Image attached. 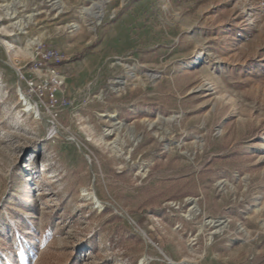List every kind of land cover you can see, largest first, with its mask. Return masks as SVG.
Segmentation results:
<instances>
[{
    "label": "rangeland",
    "instance_id": "obj_1",
    "mask_svg": "<svg viewBox=\"0 0 264 264\" xmlns=\"http://www.w3.org/2000/svg\"><path fill=\"white\" fill-rule=\"evenodd\" d=\"M0 264H264V0H0Z\"/></svg>",
    "mask_w": 264,
    "mask_h": 264
},
{
    "label": "built area",
    "instance_id": "obj_2",
    "mask_svg": "<svg viewBox=\"0 0 264 264\" xmlns=\"http://www.w3.org/2000/svg\"><path fill=\"white\" fill-rule=\"evenodd\" d=\"M41 56H40V59L43 61V63H58L60 61V58H59V55H58V52H56L55 50H45L43 51L42 53H40ZM53 73V71H52ZM55 81L53 84H56V77L54 78ZM60 85V83L58 84ZM31 88L33 87V83L31 82L30 85H29ZM53 94L51 93L50 94V100L53 101ZM139 234L144 238V240L147 239V236L145 234V232L139 230Z\"/></svg>",
    "mask_w": 264,
    "mask_h": 264
},
{
    "label": "bare ground",
    "instance_id": "obj_3",
    "mask_svg": "<svg viewBox=\"0 0 264 264\" xmlns=\"http://www.w3.org/2000/svg\"><path fill=\"white\" fill-rule=\"evenodd\" d=\"M25 105L27 106V110H28V111L32 109V107H31L28 103H25ZM34 107H35V106H34ZM35 108H36V107H35ZM36 109H37V108H36ZM209 223H211V221H210Z\"/></svg>",
    "mask_w": 264,
    "mask_h": 264
}]
</instances>
